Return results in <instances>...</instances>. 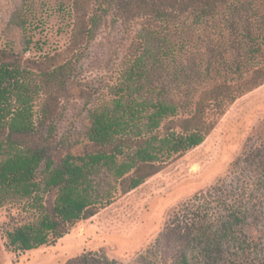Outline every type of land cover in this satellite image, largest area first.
Masks as SVG:
<instances>
[{
    "label": "trees",
    "instance_id": "obj_1",
    "mask_svg": "<svg viewBox=\"0 0 264 264\" xmlns=\"http://www.w3.org/2000/svg\"><path fill=\"white\" fill-rule=\"evenodd\" d=\"M8 22L22 47L0 48V212L9 215L0 231L16 255L139 189L264 85V0H21ZM108 30L122 34L118 69L91 94L82 133L59 147L61 107ZM53 32L63 47H52ZM171 237L178 251L168 261ZM67 264L121 263L99 251ZM130 264H264V127Z\"/></svg>",
    "mask_w": 264,
    "mask_h": 264
},
{
    "label": "rangeland",
    "instance_id": "obj_2",
    "mask_svg": "<svg viewBox=\"0 0 264 264\" xmlns=\"http://www.w3.org/2000/svg\"><path fill=\"white\" fill-rule=\"evenodd\" d=\"M20 4L21 0H0V48L10 39L15 41L17 51L22 47L21 35L8 24ZM51 22L58 25L57 19ZM121 37L108 30L89 49L79 80L61 107L57 144L61 139H75L84 130L92 107L91 94L103 91L118 69ZM49 40L52 47H63L67 42L56 32ZM263 127L264 85L230 106L203 145L174 160L139 189L119 195L113 204L76 224L56 243L16 255L6 249L0 231V264H67L84 253L99 251L121 264L133 263L164 232L181 205L225 178L250 137ZM105 183L100 179L97 186L103 190ZM8 216L6 211L0 212V225L8 221ZM248 229L256 238L254 229ZM163 244L167 260H172L178 251L174 237Z\"/></svg>",
    "mask_w": 264,
    "mask_h": 264
}]
</instances>
